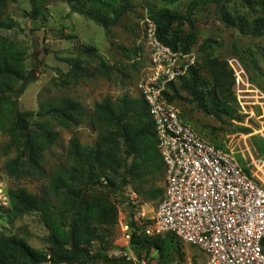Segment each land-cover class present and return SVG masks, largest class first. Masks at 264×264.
I'll return each mask as SVG.
<instances>
[{"label": "trees", "instance_id": "16d2710c", "mask_svg": "<svg viewBox=\"0 0 264 264\" xmlns=\"http://www.w3.org/2000/svg\"><path fill=\"white\" fill-rule=\"evenodd\" d=\"M15 1L0 0V31L15 30L19 26L7 16L8 6ZM60 1L67 4L72 13L107 32L117 27L134 8L133 0ZM161 1L174 4L184 0ZM188 1L184 13L162 8L153 11L151 16L158 40L174 52H189L194 45V16L202 3L215 4L228 28L253 38L264 35V17L248 21L225 10L224 0ZM256 3L264 11V0ZM32 6L33 10L27 16L37 20L43 14L45 0H32ZM121 51L126 58L130 59L132 54L139 57L138 51L127 48H121ZM94 53L95 50L89 52L91 56ZM26 55L21 44L0 35V131L6 134L9 146L16 151V157L7 166L9 176L36 175L48 180V187L47 192L41 194L26 188L9 190L10 206L5 214L14 220L27 213H37L48 230L49 248L39 250L23 237L0 233V264H125V257L114 258L106 254L111 248L110 232L117 224L119 214L118 200L113 201L112 196L119 194L122 198L128 187L138 197L153 200L160 201L164 194L157 182L165 181V169L147 105L142 96L134 97L129 92L115 100L105 98L95 104L90 118L104 126L105 132L93 145L84 144L73 135L68 144V163L50 176L44 164L45 154L58 138L51 123L66 128L79 126L87 114L83 104L71 98L56 105L43 103L37 113L21 111L18 99L24 87L34 81L25 63ZM63 61L71 67L73 74L82 75L79 58ZM101 65L111 71L104 61ZM234 86L235 79L228 63L209 57L169 84L164 96L177 107L179 102L194 105L222 123L225 118L230 122L240 121L234 105L237 102ZM34 116L48 117L50 121L39 120L32 124ZM182 118L189 123L183 115ZM201 136L216 146H223ZM180 243L174 234L149 237L143 228L134 222L131 224L129 246L139 260L145 253L146 259L155 258L158 264H174L176 257L184 256ZM262 247L264 250V240Z\"/></svg>", "mask_w": 264, "mask_h": 264}, {"label": "rangeland", "instance_id": "374dc122", "mask_svg": "<svg viewBox=\"0 0 264 264\" xmlns=\"http://www.w3.org/2000/svg\"><path fill=\"white\" fill-rule=\"evenodd\" d=\"M257 0H224V9L234 15L251 21L264 17V11ZM188 0L166 3L161 0H133L134 8L117 27L105 31L94 22L71 12L69 6L60 0H45L43 14L37 20L27 15L32 12V0H16L7 9V16L19 26L15 30H1L0 35L18 42L26 50V65L34 81L27 84L18 99L23 112L37 113L41 104L56 105L66 98L83 104L87 118L79 126L69 128L52 122L58 133L57 141L45 154V167L50 176L66 166L69 140L73 135L84 144H95L106 130L90 118L95 104L103 99L115 100L124 92L140 97L138 82L143 76L151 75L154 68L151 46L150 24L153 11L167 8L184 13ZM196 41L189 52L194 53L196 64H203L209 58L227 62L235 79L234 93L240 121H218L195 108L194 105L177 103L182 115L192 127L213 142L221 143L233 153L243 169L258 180L264 179V35L253 38L237 29L228 28L221 20V10L212 3H202L195 12ZM44 37L39 45L36 33ZM121 48L138 51V59L132 54L126 58ZM95 50L93 56L89 54ZM82 61V75H75L64 59ZM104 61L111 69L106 71ZM21 86V84L19 85ZM18 86V87H19ZM187 97V94H182ZM49 120L34 116L31 123ZM16 157L15 149L9 146V138L0 131V233L18 235L34 248L47 251L48 230L37 213H27L18 219H11L5 212L10 206L9 190L26 188L30 192H47L48 180L36 175L11 177L8 164ZM164 189V179L157 182ZM119 207L117 224L111 229L110 246L106 254L114 258H126L125 264H158L153 258L139 260L126 243L125 228L131 229L132 222L145 230L148 220L154 216L158 200L138 197L128 187L123 197L112 196ZM145 216L144 218L142 217ZM183 258L176 257L174 264H206L205 255L198 248L180 243ZM51 264V263H47Z\"/></svg>", "mask_w": 264, "mask_h": 264}, {"label": "built area", "instance_id": "2783aa9c", "mask_svg": "<svg viewBox=\"0 0 264 264\" xmlns=\"http://www.w3.org/2000/svg\"><path fill=\"white\" fill-rule=\"evenodd\" d=\"M149 26L154 70L137 86L155 126L165 186L144 233L174 234L202 251L206 264H264V179L246 173L232 152L204 139L165 99L197 56L174 52ZM125 238L129 244L128 226Z\"/></svg>", "mask_w": 264, "mask_h": 264}, {"label": "water", "instance_id": "95a60500", "mask_svg": "<svg viewBox=\"0 0 264 264\" xmlns=\"http://www.w3.org/2000/svg\"><path fill=\"white\" fill-rule=\"evenodd\" d=\"M36 35H37L38 38H39V45H40V47H42L43 44H44V37H43V35H41V34L39 33V31L36 33Z\"/></svg>", "mask_w": 264, "mask_h": 264}]
</instances>
